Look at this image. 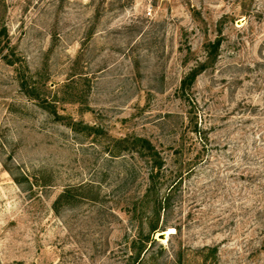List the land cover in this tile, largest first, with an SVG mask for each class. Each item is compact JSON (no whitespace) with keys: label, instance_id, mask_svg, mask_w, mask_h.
Segmentation results:
<instances>
[{"label":"rangeland","instance_id":"rangeland-1","mask_svg":"<svg viewBox=\"0 0 264 264\" xmlns=\"http://www.w3.org/2000/svg\"><path fill=\"white\" fill-rule=\"evenodd\" d=\"M3 26L0 264H264V0H0Z\"/></svg>","mask_w":264,"mask_h":264},{"label":"trees","instance_id":"trees-1","mask_svg":"<svg viewBox=\"0 0 264 264\" xmlns=\"http://www.w3.org/2000/svg\"><path fill=\"white\" fill-rule=\"evenodd\" d=\"M7 33V27L3 26L2 30L0 31L1 34ZM222 44V38L218 37L216 41L209 43L210 49L208 47V52L210 56H215L219 47ZM207 61L200 63L199 65L192 68L182 79L179 91L181 92V96L186 100H190V90L193 87L194 83L196 82L197 77L201 72H203L207 68ZM136 144L139 146V150L141 154L150 157V159L154 162V164L158 167H161L163 164L164 159L161 157L159 151L156 149L155 145L146 138H138L136 140ZM154 172L149 175L151 179L152 185L149 187V190L154 188V183L156 182V175L153 174Z\"/></svg>","mask_w":264,"mask_h":264},{"label":"water","instance_id":"water-1","mask_svg":"<svg viewBox=\"0 0 264 264\" xmlns=\"http://www.w3.org/2000/svg\"><path fill=\"white\" fill-rule=\"evenodd\" d=\"M165 235H166V233H160L159 235H158V238L159 239H164L165 238Z\"/></svg>","mask_w":264,"mask_h":264}]
</instances>
